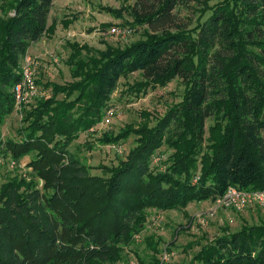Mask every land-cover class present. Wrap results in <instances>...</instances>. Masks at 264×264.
Returning <instances> with one entry per match:
<instances>
[{
  "label": "trees",
  "instance_id": "trees-1",
  "mask_svg": "<svg viewBox=\"0 0 264 264\" xmlns=\"http://www.w3.org/2000/svg\"><path fill=\"white\" fill-rule=\"evenodd\" d=\"M200 1L137 0L132 12L148 27L146 38L123 48L69 44L72 81L45 83L51 95L24 111L18 138L0 141V156H29L27 167L45 182L42 189L17 176L2 184L0 264L117 262L150 207H184L229 187L264 192V0H223L190 28L175 12ZM53 6L3 1L0 123L15 109L28 50L55 31ZM136 72L143 80L128 87V96L179 79L182 100L154 124L145 119L99 139L117 144L135 136L136 145L105 169L107 176L91 175L70 146L102 121L120 80ZM164 147L172 153L158 170L153 161ZM193 261L264 264V224L219 237Z\"/></svg>",
  "mask_w": 264,
  "mask_h": 264
},
{
  "label": "rangeland",
  "instance_id": "rangeland-1",
  "mask_svg": "<svg viewBox=\"0 0 264 264\" xmlns=\"http://www.w3.org/2000/svg\"><path fill=\"white\" fill-rule=\"evenodd\" d=\"M3 1L0 0V18L6 16ZM221 1L223 0L192 2L188 8L179 7L175 13L192 28L202 11ZM136 2L137 0H54L49 25L56 21L55 31L44 37L42 43L27 55L39 62L35 79L45 97L51 95L50 88L44 89L45 83L65 84L72 81L71 67L67 64L71 55L70 43L106 51L109 46L123 48L146 38L148 27L138 24L132 12V6ZM65 22L70 23L68 27H65ZM115 27L131 31L116 34L112 32ZM42 49H45L44 54ZM142 80L141 72L122 78L103 112L102 121L89 131L81 133L70 146V152L81 159L91 175L107 176L105 169L116 167L136 145L135 136L117 144H103L99 139L106 134L115 137L128 125L138 126L145 119L150 118L154 124L155 117L164 116L170 107L182 100L185 87L179 79L165 87H150L145 95L128 96V87ZM62 97L61 95L60 98ZM36 101L37 99H33L19 107L15 106L14 111L0 123V141L18 138L24 111L31 109ZM211 124L208 121L207 125ZM171 153L167 148H162L154 158V168L164 170L162 163L167 161ZM28 158L29 156L17 162L0 156V188L17 176L45 188V182L27 167ZM235 190L242 195L249 192L241 187H229L223 196L190 202L184 207L172 210L148 208L145 220L133 235L132 243L123 248L122 259L106 264H155L157 260L162 264H194L195 256L219 237L238 232L246 225L264 224V205L250 200L248 196L236 199L238 205L227 204L226 199Z\"/></svg>",
  "mask_w": 264,
  "mask_h": 264
},
{
  "label": "built area",
  "instance_id": "built-area-1",
  "mask_svg": "<svg viewBox=\"0 0 264 264\" xmlns=\"http://www.w3.org/2000/svg\"><path fill=\"white\" fill-rule=\"evenodd\" d=\"M129 31L131 30L129 29L121 30L117 27L112 29V32L116 34L127 33ZM27 55L22 61L23 65H21L22 80L14 88L16 105L18 107L25 102H29L30 100L40 99L44 97L43 91L40 89L35 79V73L38 69L39 62ZM240 196H244V197L248 196L250 200L253 199L257 203L264 205V192L263 191L247 192L244 195H242V194H238L236 190L233 192H230L228 199H226L227 204L236 203V205H238V203L236 202V199L240 198Z\"/></svg>",
  "mask_w": 264,
  "mask_h": 264
},
{
  "label": "crops",
  "instance_id": "crops-1",
  "mask_svg": "<svg viewBox=\"0 0 264 264\" xmlns=\"http://www.w3.org/2000/svg\"><path fill=\"white\" fill-rule=\"evenodd\" d=\"M42 40H43V39H42ZM42 40L39 41V42H37V43H34V44L30 47V49L28 50V52H29V51L32 52V51L35 49V47H37L38 44L42 43ZM44 50H45V49H42V54H44V53H43ZM39 55H40V54H39Z\"/></svg>",
  "mask_w": 264,
  "mask_h": 264
}]
</instances>
